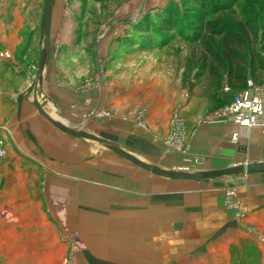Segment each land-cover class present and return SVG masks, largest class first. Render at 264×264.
I'll use <instances>...</instances> for the list:
<instances>
[{
    "label": "rangeland",
    "instance_id": "obj_1",
    "mask_svg": "<svg viewBox=\"0 0 264 264\" xmlns=\"http://www.w3.org/2000/svg\"><path fill=\"white\" fill-rule=\"evenodd\" d=\"M43 5L44 0H0V13L26 14L28 30L40 32L39 47L31 57L33 79L43 47ZM172 7L179 10L181 19L197 8L193 0H54L51 83L60 93L70 89L76 94L70 95L74 101L70 106L60 105L63 108L58 118L65 123L66 115H70L72 118L67 120L75 128L114 142L158 169L199 173L228 168L232 161L192 153L190 147L199 130L205 128L212 135L226 122L220 114L238 90L226 91V80L218 87L208 73L200 82L194 81L204 50L202 44H192L177 32L169 33L171 37L155 36L158 16ZM217 17L235 29L240 23L250 25L255 33V48L264 57V0H237L232 10ZM249 79L257 85L264 84V74L257 79L248 76L244 85ZM156 142L166 152L161 165L152 164L136 151L157 156ZM205 143L197 145L204 148ZM92 146L94 160L108 159L105 163L110 175L123 174L126 179L147 175L106 146L94 141ZM245 179L233 176L198 182L202 188H222L227 208L236 213L234 223L210 230L191 225L181 230L179 222L172 221L171 244L157 245L154 252L149 238L155 232V237L164 241L167 231L154 229L155 224L148 222L141 223L138 230L133 227L134 204L127 198L132 185L117 186L110 178L107 185L94 180L92 220L98 226L107 225L103 232L110 233L107 240L100 239L98 229L96 244L100 248L102 244L110 245V258L126 256L125 264H133L132 258L140 259L139 264H264V217L249 222L239 209L238 192L246 184ZM121 190L124 196L117 192ZM114 195L124 200L123 205ZM232 201L234 207L229 205ZM121 208L125 211L124 229L118 228L122 223ZM82 241L79 238L75 246L77 257L83 254L96 259ZM114 259L104 263L123 264ZM0 264L9 263L0 256Z\"/></svg>",
    "mask_w": 264,
    "mask_h": 264
},
{
    "label": "crops",
    "instance_id": "obj_2",
    "mask_svg": "<svg viewBox=\"0 0 264 264\" xmlns=\"http://www.w3.org/2000/svg\"><path fill=\"white\" fill-rule=\"evenodd\" d=\"M28 19L26 14L0 13V136L6 150V156L0 162V256H4L7 263L105 264V261L114 259L110 258L113 252L110 245L102 244L100 248L94 239L98 237V229L101 230L100 239L105 237L107 240L110 234L103 232L107 225L98 226L92 220L94 180L107 185L110 178L117 186L132 185L127 198L134 204L131 212L135 220L133 227L137 229L141 223L148 222L155 224L154 229L167 231L164 241L158 240L153 232L154 236L149 238L154 246L153 252L157 245L171 244L172 221H178L177 225L183 227L181 230L190 225L195 229L210 230L237 220L235 211L226 206L222 188H202L197 181L148 175L134 165L147 175H140L138 179H126L123 174L110 175L105 163L107 158L94 160L91 140L69 135L44 118L35 102L53 120L77 129L67 120L72 118L70 115L65 114V123L58 118L63 108L60 105L70 106L71 98L76 94L70 89L60 93L51 83L52 30L43 77L39 84H35L31 57L39 47L41 36L39 31L28 30ZM42 39L44 46V30ZM236 133L240 138L234 143L232 137ZM201 141L206 142L204 148L197 145ZM154 145L159 153L157 156L140 149L136 151L149 158L152 164L161 165L167 158L165 148L158 142ZM190 149L192 153L199 152L212 159L232 161L230 166L264 161V135L226 121L212 135L205 128L199 130ZM245 180L246 184L238 192L239 209L251 222L258 216L264 217V175L249 176ZM118 201L123 205L124 200ZM120 210L123 216L118 228L124 229L125 211ZM79 238L96 259L85 258L83 254L77 257L75 246ZM114 260L125 264L127 257ZM131 262L139 264L141 260L132 258Z\"/></svg>",
    "mask_w": 264,
    "mask_h": 264
},
{
    "label": "trees",
    "instance_id": "obj_3",
    "mask_svg": "<svg viewBox=\"0 0 264 264\" xmlns=\"http://www.w3.org/2000/svg\"><path fill=\"white\" fill-rule=\"evenodd\" d=\"M193 1L197 8L183 19L174 7L158 16L159 22L153 30L157 34L155 36L166 34L171 37L169 33L177 32L192 44L204 46L199 71L194 75L196 83L208 73L218 87L226 80L230 90H244L248 82L244 85V81L248 76L257 79L264 74V57L255 48V33L250 25L245 27L240 23L235 29L217 17L221 12L232 10L237 0ZM151 40L153 37L147 42Z\"/></svg>",
    "mask_w": 264,
    "mask_h": 264
},
{
    "label": "water",
    "instance_id": "obj_4",
    "mask_svg": "<svg viewBox=\"0 0 264 264\" xmlns=\"http://www.w3.org/2000/svg\"><path fill=\"white\" fill-rule=\"evenodd\" d=\"M54 0H44L43 5V13H42V22L44 26V46L40 55L37 76L35 84H39L42 80L43 73L46 66V61L48 54L50 52V45H51V16H52V8H53ZM35 107L37 108L38 112L46 118L53 126L60 129L61 131L72 135L78 138L88 139L97 143H100L106 146L112 152L118 154L123 159L146 171L152 175L157 177L165 178V179H172V180H182V181H207L212 180L215 178H222V177H233V176H241V177H249L254 175H264V161H256L250 163H243L230 166L225 169L216 170V171H209V172H199V173H188L183 171H167L158 169L154 166L147 164L146 162L136 158L131 153L123 150L118 146V144L111 142L105 138L96 136L94 134L81 131L79 129L69 128L66 125L59 123L53 120L41 107L38 102H35Z\"/></svg>",
    "mask_w": 264,
    "mask_h": 264
},
{
    "label": "built area",
    "instance_id": "obj_5",
    "mask_svg": "<svg viewBox=\"0 0 264 264\" xmlns=\"http://www.w3.org/2000/svg\"><path fill=\"white\" fill-rule=\"evenodd\" d=\"M229 90L230 88L226 87V91ZM220 115L225 121H230L243 130H256L264 135V84L257 85L248 80L246 88L233 95L231 103ZM239 138L240 135L236 133L232 141L236 143ZM5 156V144L0 136V162ZM229 205L234 207V202Z\"/></svg>",
    "mask_w": 264,
    "mask_h": 264
}]
</instances>
